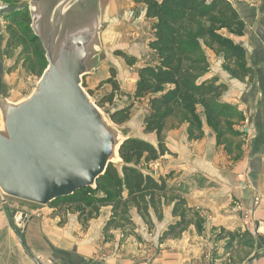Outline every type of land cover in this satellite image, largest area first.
<instances>
[{
	"label": "crops",
	"instance_id": "1",
	"mask_svg": "<svg viewBox=\"0 0 264 264\" xmlns=\"http://www.w3.org/2000/svg\"><path fill=\"white\" fill-rule=\"evenodd\" d=\"M228 1L245 24L243 36L236 41L245 52L246 67L253 71L251 78H245L244 82L219 79L227 86L221 101L235 106L243 115V121L235 127L241 133L240 150L231 156L232 151L228 153L217 147L203 115L200 118L204 136L198 140L188 139L186 122L176 118L167 120L163 140L168 153L157 160L160 168L152 176L164 178L169 188L166 196L173 201L162 205L159 215L149 209L153 224L150 229L134 206L127 204L134 225L132 232L128 228L125 245H118L115 241L123 239V232L113 230L111 246L105 245L111 247L112 253L116 252L118 264H132L128 250L133 246L141 248L146 264H264V0ZM214 75L216 72L210 69L205 78ZM140 137L156 145L153 134L143 133ZM123 196L126 198L125 193ZM256 196L262 199L259 207L254 206ZM178 200L185 203L184 224L161 244H156L170 225L180 221L179 215H172ZM244 211L253 214L250 230L243 229L241 224ZM101 213L103 221H97L98 225H104L109 219L110 207L103 208ZM42 216V222L31 219L26 223L25 235L35 233L32 246L18 239L20 247L11 248L14 244L11 238L6 241L5 219L0 214V264H39L30 254L40 256L39 247L44 241L51 258L62 255L63 264H89L87 256L93 249L89 243L93 244L102 234L96 228L93 234L82 231L77 214L68 215L61 225H57L56 216ZM152 247L157 249L154 255Z\"/></svg>",
	"mask_w": 264,
	"mask_h": 264
},
{
	"label": "trees",
	"instance_id": "2",
	"mask_svg": "<svg viewBox=\"0 0 264 264\" xmlns=\"http://www.w3.org/2000/svg\"><path fill=\"white\" fill-rule=\"evenodd\" d=\"M133 1L144 5L145 18L153 21L152 39L147 47L155 54L156 61L138 68L137 81L129 98L134 102L147 100L148 115L143 121V133L153 134L156 145L130 136L119 151L121 164L109 165L96 181L95 190L81 188L48 204L52 208L78 206L79 220L86 213L97 215L100 208L110 207L111 215L102 232L107 234L120 229L123 238L126 237L125 231L129 228L131 233L134 227L128 203L134 206L137 215L150 229L153 224L149 209L159 215L162 205L173 201L172 197L166 196L169 188L164 178L155 179L147 170L149 163L168 153L163 140L167 120L176 118L181 123L186 122L188 139L198 140L204 136L200 118L203 115L214 134L216 146L228 153L232 150L233 140L241 136L235 127L243 121V115L235 106L221 101L226 84L217 78H205L210 70L205 50L220 56L228 82H244L253 72L246 67L245 52L236 41L243 36L245 24L228 0ZM24 11L20 16H29L26 8ZM32 41L46 64L41 44L33 34ZM117 55L128 66L135 65V60L121 53ZM106 83L115 86L112 80ZM82 86L84 88V84ZM110 99L107 97L103 102ZM130 110L131 106H127L108 114L115 125L121 126L128 121ZM115 166H120V170ZM98 193L103 196L97 197ZM184 206L183 200L174 204L172 215H179L180 221L170 225L156 244H161L184 224L187 214ZM136 240L141 241L137 236Z\"/></svg>",
	"mask_w": 264,
	"mask_h": 264
},
{
	"label": "water",
	"instance_id": "3",
	"mask_svg": "<svg viewBox=\"0 0 264 264\" xmlns=\"http://www.w3.org/2000/svg\"><path fill=\"white\" fill-rule=\"evenodd\" d=\"M109 0H28L30 30L46 67L28 96L0 87V195L45 207L81 188L95 190L130 129L115 125L83 88L106 58Z\"/></svg>",
	"mask_w": 264,
	"mask_h": 264
},
{
	"label": "rangeland",
	"instance_id": "4",
	"mask_svg": "<svg viewBox=\"0 0 264 264\" xmlns=\"http://www.w3.org/2000/svg\"><path fill=\"white\" fill-rule=\"evenodd\" d=\"M27 3L28 0H0V7L4 8L3 11H0V87L6 93L9 101L13 103L29 95L32 86L39 80L46 66L43 57L37 53L36 45L32 44L34 41H32V33L29 29V16H20L21 12H25ZM104 22L107 24L102 37L106 58L93 75L84 78V88L90 92V96L105 113L131 106L128 121L120 127L130 129L131 138L140 139V136H143L141 124L146 118L148 104L145 99L134 102L129 98V95L133 93L138 68L156 61L155 54L147 47L148 42L152 39L153 21L145 18L144 5L136 4L133 0H109L104 13ZM222 34L226 35V32H222ZM205 52L209 69L216 72L212 78L226 82L227 76L223 74L224 71L221 68L223 62L220 56L207 49ZM118 53L135 60V65L128 66L125 60L117 55ZM108 80H112L115 86L106 83ZM107 97H111V99L103 102ZM240 141L233 140L232 152L229 155L232 156L235 155V152H239ZM115 167L120 170V166ZM142 168L144 169V166ZM102 196V193L97 194V197ZM51 208L48 205L41 207L0 195V214L5 219L4 224L8 234L6 241L8 242L11 238L14 244L11 248L20 247L18 239L32 246L34 231L25 235L28 220L36 219L42 222V215L47 214L48 218L56 216L58 218L57 225H61L64 220L67 221L68 215L77 214L76 218L82 231L93 234L96 228L102 234L101 237L93 240V244L89 243V245H93L91 247L93 249L89 250L87 256L89 264H118V259L115 260L116 252L112 253L111 247H105L106 244L110 245L111 243L110 239L113 238L111 231L113 230L104 234L102 230L107 221L104 225H98L103 221L101 213L103 207L99 209L97 215L86 213L80 220L77 212L78 206L60 205L55 207L56 211L53 212L49 211ZM125 241L126 237L119 238L115 242L118 245H125ZM140 242L142 243V241ZM116 246L115 244L114 249ZM45 247L47 248V242L44 241V244L39 247V252L42 254L40 256L30 255L37 259L39 264H63L62 255L56 259L54 256L51 258ZM152 248L154 255V251L157 249ZM128 251L130 252L128 260L132 264L147 263L143 260L144 256L138 246H133Z\"/></svg>",
	"mask_w": 264,
	"mask_h": 264
},
{
	"label": "built area",
	"instance_id": "5",
	"mask_svg": "<svg viewBox=\"0 0 264 264\" xmlns=\"http://www.w3.org/2000/svg\"><path fill=\"white\" fill-rule=\"evenodd\" d=\"M4 8L3 7H0V11H3ZM159 168H160V164L155 161V162H151L147 165V170L149 171V173L151 175H155L156 172L159 171ZM262 203V199L259 197V196H256L254 198V206L255 207H259ZM237 210L238 211H242L241 210V207L239 205H237ZM242 226L243 228H245L246 230H250L253 226V222H254V218H253V214L251 212H247V211H244L243 214H242Z\"/></svg>",
	"mask_w": 264,
	"mask_h": 264
}]
</instances>
